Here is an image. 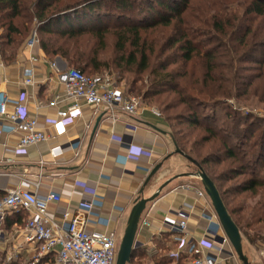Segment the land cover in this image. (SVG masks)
<instances>
[{"label":"trees","instance_id":"obj_1","mask_svg":"<svg viewBox=\"0 0 264 264\" xmlns=\"http://www.w3.org/2000/svg\"><path fill=\"white\" fill-rule=\"evenodd\" d=\"M0 28L6 62L36 29L48 57L88 76L115 70L133 83L127 95L156 101L170 113L165 120L177 148L215 183L242 237L264 243V116L237 114L224 102L235 97L264 109V0H0ZM85 36L96 42L84 43ZM107 36L115 38L112 64L99 57ZM144 72L146 92L131 77ZM220 104L222 114L215 109ZM216 167L225 170L216 174ZM219 181L231 186L222 192ZM26 214L7 215L4 225ZM55 257L51 252L40 264H53ZM5 258L0 252V264ZM141 259L187 262L137 249L131 264Z\"/></svg>","mask_w":264,"mask_h":264},{"label":"crops","instance_id":"obj_2","mask_svg":"<svg viewBox=\"0 0 264 264\" xmlns=\"http://www.w3.org/2000/svg\"><path fill=\"white\" fill-rule=\"evenodd\" d=\"M25 43L11 62L4 61L0 54V89L8 92L12 103L17 101L21 91L26 90L29 113L38 119L47 140L29 147L26 153L13 155L10 150L18 144L20 134L0 119V131L4 130L0 137V192L6 195L13 189H37L41 196L57 193L61 202L49 205L48 217L61 221L65 212L74 213L82 201L91 200L92 196L85 194L78 183L85 184L96 190L104 203L102 208H97V213L111 220L109 229L119 233L122 239L135 201L150 198L165 185L159 198L146 207V211L152 209L153 222L151 227L137 233V249H142L148 256L169 255L176 249V236L162 228V217L181 210L190 213V238L200 240L206 226L204 214L215 211L208 196L201 199L197 195V191L204 190L202 184L199 178L190 175L196 172L191 169L192 163L177 153L163 114L159 117L151 112L152 109L134 116L119 113L114 122L103 108L84 106L81 117L65 130L47 125V120L55 118L69 105L64 100L63 88L57 81V69L52 64L55 61L60 68L68 66L60 57H48L38 44L33 50L39 60L34 71L36 84L24 89L21 82L30 69L28 55L24 53ZM117 87L127 95L124 84L118 83ZM129 145L150 151L151 156L140 155L136 162L128 164L130 170H126ZM57 147L61 152L53 156L51 150ZM157 166L159 171L149 179ZM11 214L18 212L10 211L6 216ZM6 216L0 218V248L6 252L5 256L34 259L38 246L26 242L23 232L29 215L10 218L9 227L4 225ZM92 230L105 229L92 224L89 231ZM242 238L243 251L250 264H264V243L251 244ZM225 254L231 256L226 264H242L231 245L226 246ZM181 257L189 263L185 254Z\"/></svg>","mask_w":264,"mask_h":264},{"label":"built area","instance_id":"obj_3","mask_svg":"<svg viewBox=\"0 0 264 264\" xmlns=\"http://www.w3.org/2000/svg\"><path fill=\"white\" fill-rule=\"evenodd\" d=\"M38 44V32L35 29L24 47V53L28 55L27 60L30 63V69L21 82L24 89L36 84L34 71L39 60L33 50ZM52 65L57 69V81L62 86L64 100L68 101L69 105L65 110L59 111L55 118L47 120V125L65 130L81 117L84 106L103 108L114 122L117 121L119 113L134 116L147 110L141 107L137 97L123 94L107 75L88 76L76 69L60 68L55 61ZM28 99V93L23 90L17 101L12 103L8 92L0 89V119L8 122L13 131L20 134L18 144L10 150L13 155L26 153L29 147L47 140L45 132L39 127L38 119L29 113ZM151 112L162 117L159 111L152 109ZM3 133L4 130L1 129L0 137ZM60 152L59 147L51 150L53 156L59 155ZM142 154L151 156L150 151L129 145L125 169L130 170L128 164L136 162L135 159ZM78 184L85 194L91 195L92 198L82 201L74 213L65 212L61 221L48 217L49 205L61 202V196L54 192L41 196L37 189L8 191L0 200V218L9 211H24L29 215L23 232L26 242L38 246L36 260H43L51 252H55L54 264H116L121 237L119 233L109 229L111 220L97 213V208H102L104 203L96 190L86 187L85 184ZM197 195L201 199L207 197L202 189L197 191ZM189 216V212L181 210L162 217V228L176 236L178 247L172 254L177 257L185 254L189 258L188 264H226L231 256L225 254V249L231 244L215 212L204 214L206 226L200 240L190 238ZM152 222V209H145L138 232L140 229L151 227ZM92 224L105 230L89 231Z\"/></svg>","mask_w":264,"mask_h":264},{"label":"water","instance_id":"obj_4","mask_svg":"<svg viewBox=\"0 0 264 264\" xmlns=\"http://www.w3.org/2000/svg\"><path fill=\"white\" fill-rule=\"evenodd\" d=\"M177 153L181 156L187 158L193 165L196 166L197 171L191 173L190 175L196 176L200 179L202 187L211 201L212 207L219 219V222L228 237L231 246L233 247L239 261L242 264H250L247 256L244 254L243 251V238L240 233L239 228L233 221L232 217L230 216L223 199L220 195L219 190L215 183L210 179V177L204 172V170L191 158L187 157L179 148H177ZM160 167L157 166L154 171H152L149 175V179H151L157 172L159 171ZM165 186V185H164ZM162 186L153 196L150 198H139L135 201L134 206L131 210L129 215L126 228L124 230V234L122 236L116 264H130L133 253L137 250V233L139 229V222L143 212L145 211L147 205L151 202H154L156 199L159 198L161 191L163 190Z\"/></svg>","mask_w":264,"mask_h":264},{"label":"rangeland","instance_id":"obj_5","mask_svg":"<svg viewBox=\"0 0 264 264\" xmlns=\"http://www.w3.org/2000/svg\"><path fill=\"white\" fill-rule=\"evenodd\" d=\"M197 3H199V1H196L195 3L194 2H192V5H196ZM82 40H83V42L84 43H87V42H91L92 44L93 43H95L96 42V40L95 39H92L91 37H89V36H85V37H83L82 38ZM205 40H207V37H206V39ZM106 44H107V47H106V49H104V50H102L101 52H100V58L101 59H103L104 61H108V62H110V64H112L113 62V59L117 56V54H116V50H115V48H114V44H115V38L113 37V36H107L106 37ZM197 61V60H196ZM179 62H181V61H179ZM200 62H203V59L202 58H200L199 59V61H197V64H200ZM181 63H179V65H180ZM221 64H223V63H221ZM178 67V66H177ZM192 67H193V65H189V67H188V69L189 70H191L192 69ZM199 67V65L197 66V68ZM110 68H112L111 67V65H110ZM181 68V67H180ZM179 68V69H180ZM114 69V68H113ZM194 70H195V67H194ZM200 69H197L196 70V72H198ZM115 70H107V69H104V71H102V72H100V73H98L97 75H107V76H109L117 85H118V83H117V81L118 82H120V83H122V84H124V86L128 89L130 86H132V84L133 83H130V81L128 82L127 80H125L123 77H122V75H120L119 73H116V72H114ZM147 74L148 73H143V74H137L136 76L135 75H132V74H130V75H132L131 77L132 78H135V80L138 82L137 84H136V88H138V87H142L143 89L145 88V87H143L145 84H146V82H147V80H148V76H147ZM130 80H132L133 81V79H130ZM179 82L180 83H184L185 82V79H179ZM144 91L146 92V90L144 89ZM143 91V94L145 93ZM132 96H134V97H137V96H135V95H132ZM138 98V100L140 101V105H141V107H143V108H147V109H153V110H156V111H159L161 114H163V116H164V118H166V116H169V114L170 113H166V112H162L161 110H162V108H160V106H159V104L156 102V101H153V103H149V102H147V104L145 103V101H142V99H141V96L140 97H137ZM157 100V99H156ZM224 102H226V104H228L230 107H231V109H233V110H235V112H237V114H241V115H247V114H253V115H256V114H260V115H262L263 114V116H264V109L262 108V107H259V106H257V104H252V105H250V106H248V105H246L243 101L241 102H239L237 99H235V97L234 98H232V99H229V100H224ZM215 106V105H214ZM215 109L217 110V112L218 113H221L222 114V112H224V110H223V104H220V105H217V106H215ZM221 167V166H220ZM191 169H192V171H197V168H196V166L195 165H192L191 164ZM216 174H219L222 170H225V168H223V169H221V168H219V167H216ZM210 171H212V170H210ZM199 181H200V179H199ZM219 186L221 187V190H222V192L224 191V190H226V189H228V187H230L231 185L230 184H228V183H224V182H222V181H219ZM3 250L4 249H1L0 248V252H3ZM174 250H176V249H174ZM174 250H172V251H170L171 253L169 254V256H173L175 259H178L179 257H177V256H174L173 254H172V252H175ZM6 251V250H5ZM5 253V255H6V252H4ZM7 258H5V263H7V264H9L10 262H18V263H20V264H40V261L39 260H36L35 259V257H34V259L32 258V257H27V258H23V257H20V258H18V257H14V258H12L13 256H6ZM141 260H143V261H141L142 263H140V264H147L148 262H147V259H141ZM131 262H132V260H131ZM176 262V260L174 261V263L173 264H176L175 263ZM54 264V263H53ZM131 264V263H130Z\"/></svg>","mask_w":264,"mask_h":264}]
</instances>
